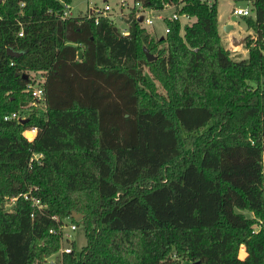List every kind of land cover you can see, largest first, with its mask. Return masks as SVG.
Returning <instances> with one entry per match:
<instances>
[{
  "label": "trees",
  "instance_id": "16d2710c",
  "mask_svg": "<svg viewBox=\"0 0 264 264\" xmlns=\"http://www.w3.org/2000/svg\"><path fill=\"white\" fill-rule=\"evenodd\" d=\"M73 1L0 0V264H46L61 246L52 217L86 239L60 264H264V0H233L252 4L241 19L257 36L240 60L221 42L218 0H133L191 20L166 19L158 40L133 14L126 36L102 16L61 21ZM31 73L45 77L44 114L24 92ZM65 112L94 115V147H38ZM27 192L42 213L23 198L5 210Z\"/></svg>",
  "mask_w": 264,
  "mask_h": 264
},
{
  "label": "rangeland",
  "instance_id": "374dc122",
  "mask_svg": "<svg viewBox=\"0 0 264 264\" xmlns=\"http://www.w3.org/2000/svg\"><path fill=\"white\" fill-rule=\"evenodd\" d=\"M111 5L113 12L106 15L104 18H109L111 22L119 30L126 28L125 20L126 14L134 5L133 0H108ZM105 2L103 0H74L70 5L72 8L73 16L85 14L88 8L102 9ZM233 7H246L244 2H234L233 0H218V23H219V35L223 46L231 52V56L235 60L245 59L247 57L246 47L244 41L247 37L251 40H256V34L247 28L246 22L239 17L231 15ZM121 12V13H120ZM172 10H165L162 13L163 17H171ZM181 25L184 26L189 24L187 20L180 19ZM225 26H232L231 30L225 31ZM142 28L153 36L156 40L162 38L165 34V23L153 19L151 26L141 24ZM232 40L237 42L236 45L232 43ZM241 43V44H240ZM235 51H234V50ZM48 124V130L43 135L42 140L39 142L38 147L44 149H70L76 146L82 147H94L95 145V131L93 128L94 115L90 117L85 116L79 112H65L64 114L54 115L50 118ZM25 136L32 140L35 135L29 136V133ZM264 167V166H263ZM11 197H5L4 208L10 210L12 208L9 203ZM10 205V206H8ZM247 217L253 218L252 214L243 212ZM71 224L70 221H64L63 232L69 231L67 227ZM73 242L75 243L76 254L78 255L81 248L85 246L86 239L84 235V229L82 224L77 226L75 232L72 233ZM63 247L67 246V242L62 241ZM60 253L51 256L47 259V263L53 262L54 264H60L59 261Z\"/></svg>",
  "mask_w": 264,
  "mask_h": 264
},
{
  "label": "built area",
  "instance_id": "2783aa9c",
  "mask_svg": "<svg viewBox=\"0 0 264 264\" xmlns=\"http://www.w3.org/2000/svg\"><path fill=\"white\" fill-rule=\"evenodd\" d=\"M201 1L206 2L208 5H211L213 3V0H201ZM21 6H23V5H21ZM251 6H252V4L250 2H248V5L246 7H243V8L233 7L231 10V15L234 17H239V18L249 17V16H251ZM165 10H172L173 13H172L170 18L162 16V13ZM111 12H113L111 5L108 2H105L102 9L88 8L84 15L86 16L87 19H93L95 24H97L99 17H101V16L106 17V15L111 13ZM132 14L134 15V18H136V19L141 18V24H145L148 26H151L153 24V19L160 20L164 23H165L166 19H169L171 21L185 19L188 21L189 24L191 23V20L189 19V17H187L185 15L179 16L178 13L176 12V10L174 9V7H171V6H167L161 11H156V10L144 8L139 3H134L132 8L128 11V14H126L125 20L123 18L121 20H123L125 22L126 20H128L131 17ZM58 17L61 21H65V20H68V19L73 18L75 16H73V14H72L71 6L68 4H63V10L60 14H58ZM168 31L169 30L166 27L164 34L168 33ZM119 32H120L121 36H126L128 34L126 28L123 30H119ZM22 36H23V31H22V29H20V31L18 33V37H22ZM44 82H45L44 74H42V73H37V74L31 73L30 74V83H28L26 85V88L24 90L25 93H28L31 95L32 102H31L30 106L33 108V110L35 112H37L39 114L40 113L44 114L46 112L45 91L43 88ZM27 114L28 113L25 111L22 113L21 112L13 113L10 116H5L4 121L16 120L18 123H21L22 121H25L27 119ZM27 133H32L33 135L36 136L37 129L32 128L31 130L25 131L23 133L24 137L27 140H29L25 136V134H27ZM35 136L33 137V139L35 138ZM32 140H29V141H32ZM41 158H42L41 154H33L32 158L30 159L29 167L31 168V165L33 162H39L41 160ZM19 198H23V200L30 203V206L32 208V213L30 214V217L32 219L36 216V214L42 213L43 210H45V208H46V205L44 203H42L40 201V199L31 195V192L19 194L16 197H11L8 201L11 204V206H13ZM8 206H10V205H8ZM52 220H54L56 223H58L59 226H58L57 231L56 230H50L49 233L53 234V235H60V243H62V241H64V240L67 242V246H65V247H63L62 245L60 246V249H59L60 257L63 254H70L72 252L71 242H73L72 233L76 231L77 226L75 224L71 223L69 225V227H67L69 229V231L64 233L63 229H64V227H66V225H64V221L61 223L57 217H52ZM257 224H258V227H256L254 229V232H258L261 221H258ZM244 256H245L244 245H240L238 257L240 259H242Z\"/></svg>",
  "mask_w": 264,
  "mask_h": 264
},
{
  "label": "water",
  "instance_id": "95a60500",
  "mask_svg": "<svg viewBox=\"0 0 264 264\" xmlns=\"http://www.w3.org/2000/svg\"><path fill=\"white\" fill-rule=\"evenodd\" d=\"M103 1L105 2V0H103ZM131 20H132V17H130L128 20H126L125 23L128 24V23L131 22ZM137 21H138L139 23H141V18H138ZM231 28H232V26H226V27H225V31L227 32V31L231 30ZM232 43H233L234 45L237 44V42H235V40H232ZM240 44H241V43H240ZM7 54H8V56H10V57H16V58L21 56V53L15 52V51H13L12 49H7ZM144 54H145V56H146L148 62H152V61L155 60V57H154L153 55H151V54H150L147 50H145V49H144ZM77 56H78V60H81V59H82V53H81V52H78ZM22 78H23V79H27L28 76H27V75H23ZM23 122H24V121H22L21 123H23ZM71 218H72L75 222H81L82 219H83L82 215H80V214H76V213H72V214H71ZM48 264H54V263H53V262H50V263H48Z\"/></svg>",
  "mask_w": 264,
  "mask_h": 264
},
{
  "label": "bare ground",
  "instance_id": "6f19581e",
  "mask_svg": "<svg viewBox=\"0 0 264 264\" xmlns=\"http://www.w3.org/2000/svg\"><path fill=\"white\" fill-rule=\"evenodd\" d=\"M33 134L32 133H29V136H32Z\"/></svg>",
  "mask_w": 264,
  "mask_h": 264
},
{
  "label": "crops",
  "instance_id": "0c3cea01",
  "mask_svg": "<svg viewBox=\"0 0 264 264\" xmlns=\"http://www.w3.org/2000/svg\"><path fill=\"white\" fill-rule=\"evenodd\" d=\"M226 27V26H225Z\"/></svg>",
  "mask_w": 264,
  "mask_h": 264
}]
</instances>
